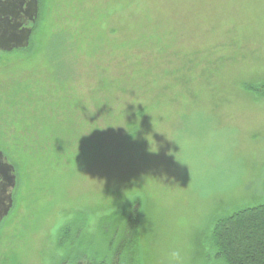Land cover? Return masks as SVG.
Listing matches in <instances>:
<instances>
[{"label":"rangeland","instance_id":"1","mask_svg":"<svg viewBox=\"0 0 264 264\" xmlns=\"http://www.w3.org/2000/svg\"><path fill=\"white\" fill-rule=\"evenodd\" d=\"M29 27L0 264H224L213 226L264 203V0H37Z\"/></svg>","mask_w":264,"mask_h":264},{"label":"trees","instance_id":"2","mask_svg":"<svg viewBox=\"0 0 264 264\" xmlns=\"http://www.w3.org/2000/svg\"><path fill=\"white\" fill-rule=\"evenodd\" d=\"M212 229L217 258L224 264H264V203L221 219Z\"/></svg>","mask_w":264,"mask_h":264},{"label":"water","instance_id":"3","mask_svg":"<svg viewBox=\"0 0 264 264\" xmlns=\"http://www.w3.org/2000/svg\"><path fill=\"white\" fill-rule=\"evenodd\" d=\"M23 2L19 1V8L22 10L29 22L33 23L37 16V0H29L25 9H22ZM16 7H14L15 9ZM21 24L8 26L2 34H0V51L11 52L17 49H25L29 45V37L31 30L28 28L18 29ZM0 174L5 183H7L9 192L6 197L7 204L3 205L0 211V222L5 218L12 207L11 191L15 187L14 168L6 162L5 157L0 152Z\"/></svg>","mask_w":264,"mask_h":264},{"label":"flooded vegetation","instance_id":"4","mask_svg":"<svg viewBox=\"0 0 264 264\" xmlns=\"http://www.w3.org/2000/svg\"><path fill=\"white\" fill-rule=\"evenodd\" d=\"M19 1L20 0H0V34H2L3 31L8 26L14 25V24H21V27L18 29V31H20L22 28L30 29L29 25L32 23L28 21V19L26 18L22 10L19 8ZM21 1L23 2L22 9L24 10L26 7V4L29 3V0H21ZM14 7L16 8L14 9ZM13 190L11 191L12 205H13ZM8 192H9V189H8L7 183L4 182L0 174V211L3 205L7 204V201L5 200L8 195Z\"/></svg>","mask_w":264,"mask_h":264}]
</instances>
